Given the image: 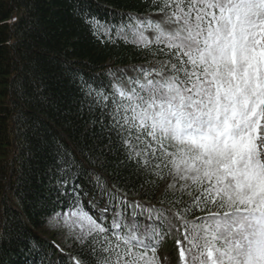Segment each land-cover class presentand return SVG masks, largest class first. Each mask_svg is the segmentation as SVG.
I'll list each match as a JSON object with an SVG mask.
<instances>
[{"label":"snow or ice","instance_id":"6c2138e0","mask_svg":"<svg viewBox=\"0 0 264 264\" xmlns=\"http://www.w3.org/2000/svg\"><path fill=\"white\" fill-rule=\"evenodd\" d=\"M74 15L102 43L151 59L109 68L107 83L72 73L131 183L109 185L57 150L36 207L72 242L66 264H167V239L177 264H264V0H142L118 22Z\"/></svg>","mask_w":264,"mask_h":264},{"label":"trees","instance_id":"16d2710c","mask_svg":"<svg viewBox=\"0 0 264 264\" xmlns=\"http://www.w3.org/2000/svg\"><path fill=\"white\" fill-rule=\"evenodd\" d=\"M141 3L0 0V264H66L72 242L46 234V217L36 207L53 186L58 149L71 152L109 185L131 183L108 151L100 124L92 123L93 113L81 107L82 94L71 76L107 83L109 68L144 64L151 57L122 41L102 43L74 10L118 22ZM83 179L86 184L88 178ZM159 254L177 264L173 239L164 241Z\"/></svg>","mask_w":264,"mask_h":264},{"label":"rangeland","instance_id":"374dc122","mask_svg":"<svg viewBox=\"0 0 264 264\" xmlns=\"http://www.w3.org/2000/svg\"><path fill=\"white\" fill-rule=\"evenodd\" d=\"M42 230L48 235L52 234V235L56 236L59 241H61L63 243L65 242V238H64L63 232L50 230V228L47 225ZM167 264H168V262H167Z\"/></svg>","mask_w":264,"mask_h":264}]
</instances>
